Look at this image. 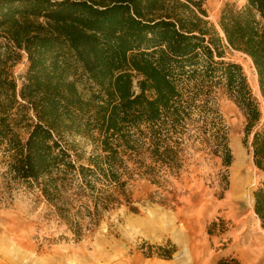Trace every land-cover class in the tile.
<instances>
[{
    "label": "trees",
    "instance_id": "16d2710c",
    "mask_svg": "<svg viewBox=\"0 0 264 264\" xmlns=\"http://www.w3.org/2000/svg\"><path fill=\"white\" fill-rule=\"evenodd\" d=\"M204 4L0 0L2 177L41 197L75 240L110 210H133L128 182L177 171L189 140L230 165L219 90L243 112L244 144L251 137L264 174L262 113L241 65L225 60L227 51L248 57L264 99V0L226 3L219 30ZM23 54L25 72L14 76ZM69 137L92 146L84 161ZM253 196L264 227V190ZM160 250L170 259L173 248Z\"/></svg>",
    "mask_w": 264,
    "mask_h": 264
},
{
    "label": "rangeland",
    "instance_id": "374dc122",
    "mask_svg": "<svg viewBox=\"0 0 264 264\" xmlns=\"http://www.w3.org/2000/svg\"><path fill=\"white\" fill-rule=\"evenodd\" d=\"M244 1L205 0L206 19L219 30L222 7H241ZM225 60L243 69L262 113L259 129L264 126V99L254 87L253 64L234 51H227ZM26 67L23 54L12 68L14 76ZM215 99L230 165L189 140L177 171L164 172L155 182L134 175L127 186L133 210L125 205L110 210L79 240L41 197L7 184L0 155V264H218L224 258L264 264V227L253 210V194L264 190V174L253 164L251 137L244 144L243 112L221 90ZM68 140L84 161L92 146L78 137ZM160 248H173L170 259L161 258Z\"/></svg>",
    "mask_w": 264,
    "mask_h": 264
},
{
    "label": "bare ground",
    "instance_id": "6f19581e",
    "mask_svg": "<svg viewBox=\"0 0 264 264\" xmlns=\"http://www.w3.org/2000/svg\"><path fill=\"white\" fill-rule=\"evenodd\" d=\"M247 58H248V57H247ZM248 60L251 61L249 58H248ZM253 78H254V80H256V75H254ZM254 87H255V89H256L257 92H258V85H257V82H256V81L254 82Z\"/></svg>",
    "mask_w": 264,
    "mask_h": 264
}]
</instances>
